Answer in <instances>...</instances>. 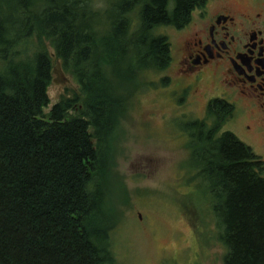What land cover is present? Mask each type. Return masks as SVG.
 Masks as SVG:
<instances>
[{
	"label": "trees",
	"instance_id": "obj_1",
	"mask_svg": "<svg viewBox=\"0 0 264 264\" xmlns=\"http://www.w3.org/2000/svg\"><path fill=\"white\" fill-rule=\"evenodd\" d=\"M104 3L0 0V264H117L118 212L110 206L108 216L105 198L111 142L134 94L172 63L157 31L184 25L201 0ZM30 40L34 51L20 58L17 46ZM56 61L76 88L50 106ZM235 111L210 100L205 117L185 125L187 148L221 229L223 264H264V160L222 132Z\"/></svg>",
	"mask_w": 264,
	"mask_h": 264
},
{
	"label": "rangeland",
	"instance_id": "obj_2",
	"mask_svg": "<svg viewBox=\"0 0 264 264\" xmlns=\"http://www.w3.org/2000/svg\"><path fill=\"white\" fill-rule=\"evenodd\" d=\"M105 1L118 0H95L96 7L104 9ZM157 33L169 39L172 63L164 73L150 75V84L134 94L111 142L114 178L105 189V198L108 216L112 215L110 206L118 212L112 251L117 264H223L226 248L220 240L221 229L206 187L192 169L185 128L205 117L208 98L202 92L210 98L212 87L201 88L199 96L183 102L174 85L184 39L167 28ZM32 44L34 40L17 46L20 58L31 55ZM65 75L68 83L50 88L55 103L65 91L76 88L70 74ZM214 98L222 96L210 100ZM239 114L236 107L222 132H232L264 160V145L244 132Z\"/></svg>",
	"mask_w": 264,
	"mask_h": 264
},
{
	"label": "flooded vegetation",
	"instance_id": "obj_3",
	"mask_svg": "<svg viewBox=\"0 0 264 264\" xmlns=\"http://www.w3.org/2000/svg\"><path fill=\"white\" fill-rule=\"evenodd\" d=\"M186 18L181 27H164L184 39L174 85L182 101L212 87V96L237 107L244 132L264 145V0H201ZM202 95L207 105L212 96Z\"/></svg>",
	"mask_w": 264,
	"mask_h": 264
},
{
	"label": "water",
	"instance_id": "obj_4",
	"mask_svg": "<svg viewBox=\"0 0 264 264\" xmlns=\"http://www.w3.org/2000/svg\"><path fill=\"white\" fill-rule=\"evenodd\" d=\"M52 77H53L52 83L54 86H57V88L64 85L65 83H68L69 81L68 78H66L65 73L62 71L61 65L58 61L55 62V66L52 70ZM48 97L51 101L50 106L54 105L55 104V101L53 100L54 94L52 93L50 89L48 91Z\"/></svg>",
	"mask_w": 264,
	"mask_h": 264
}]
</instances>
